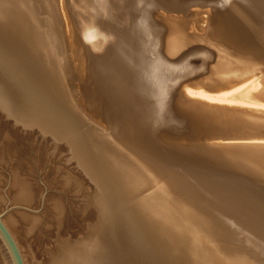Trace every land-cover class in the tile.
<instances>
[{
	"label": "bare ground",
	"instance_id": "obj_1",
	"mask_svg": "<svg viewBox=\"0 0 264 264\" xmlns=\"http://www.w3.org/2000/svg\"><path fill=\"white\" fill-rule=\"evenodd\" d=\"M0 113L66 146L97 211L42 260L39 218L0 214L23 264H264V0H0Z\"/></svg>",
	"mask_w": 264,
	"mask_h": 264
},
{
	"label": "rangeland",
	"instance_id": "obj_2",
	"mask_svg": "<svg viewBox=\"0 0 264 264\" xmlns=\"http://www.w3.org/2000/svg\"><path fill=\"white\" fill-rule=\"evenodd\" d=\"M67 154L63 143L56 146L35 130L25 131L15 126L0 113V214L17 216V211L22 209L39 218L37 228L27 236L32 255L19 247L22 257L31 255L42 260L49 249L54 248L57 236L77 240L86 234L89 225L94 227L97 223V211L87 200L88 188H85L88 181ZM234 160L238 165L243 162L242 159ZM14 172L31 187L32 196L27 206L13 200L15 188L11 182ZM66 174L76 181H83L85 186L76 188L73 183H64ZM54 200L60 204L58 231L52 218ZM18 226L21 229L20 222ZM21 235H25L22 230Z\"/></svg>",
	"mask_w": 264,
	"mask_h": 264
},
{
	"label": "water",
	"instance_id": "obj_3",
	"mask_svg": "<svg viewBox=\"0 0 264 264\" xmlns=\"http://www.w3.org/2000/svg\"><path fill=\"white\" fill-rule=\"evenodd\" d=\"M0 235L4 238L5 242L7 243L9 251H10V253L14 259V263L15 264H23L19 250H18L14 240L12 239L10 233L8 232V230L6 229L4 224L2 223L1 219H0Z\"/></svg>",
	"mask_w": 264,
	"mask_h": 264
}]
</instances>
